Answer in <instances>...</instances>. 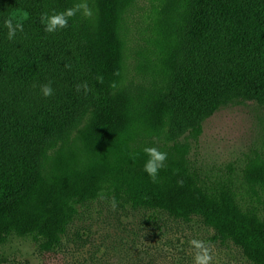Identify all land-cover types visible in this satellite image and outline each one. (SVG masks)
I'll return each mask as SVG.
<instances>
[{
	"label": "trees",
	"instance_id": "trees-1",
	"mask_svg": "<svg viewBox=\"0 0 264 264\" xmlns=\"http://www.w3.org/2000/svg\"><path fill=\"white\" fill-rule=\"evenodd\" d=\"M79 2L0 0V246L26 237L54 251L81 208L103 198L199 218L264 264L262 212L229 183L207 181L189 158L204 119L222 106H264V0H148L136 82L125 80L120 30L132 0H87L94 14L77 12L67 28L45 32L42 13ZM13 14L23 31L9 40L4 20ZM85 82L89 90L77 91ZM145 147L168 154L155 182ZM245 162L249 189L264 191V148Z\"/></svg>",
	"mask_w": 264,
	"mask_h": 264
},
{
	"label": "rangeland",
	"instance_id": "rangeland-1",
	"mask_svg": "<svg viewBox=\"0 0 264 264\" xmlns=\"http://www.w3.org/2000/svg\"><path fill=\"white\" fill-rule=\"evenodd\" d=\"M131 4L120 30L126 42L125 80L136 82L137 52L148 36L149 3ZM263 148L264 106L248 100L224 105L205 118L198 140L191 141L189 158L203 178L229 183L244 206H255L264 216V191L253 193L242 176L247 157ZM193 239L207 243L211 264H253L199 218L184 221L141 209H113L103 198L81 208L59 248L41 252L32 239L15 237L0 246V264H194Z\"/></svg>",
	"mask_w": 264,
	"mask_h": 264
},
{
	"label": "clouds",
	"instance_id": "clouds-1",
	"mask_svg": "<svg viewBox=\"0 0 264 264\" xmlns=\"http://www.w3.org/2000/svg\"><path fill=\"white\" fill-rule=\"evenodd\" d=\"M81 11L85 17H90L92 15V10L88 7L87 0H81V2L74 4L72 7L61 11L53 10L52 14L42 13L40 20L41 23L45 25V32L52 33L67 28L69 19L74 17L77 12ZM4 26L8 30L7 38L9 40L14 39L17 31H23V23L17 19L14 14L4 20ZM97 79L102 82V77H98ZM81 87H83L85 92L89 90L86 82L83 85H77L76 90L80 91ZM112 87H115V83H113ZM53 91L51 82L41 86V92L45 97L51 96ZM143 151L149 157L145 162L144 170L148 173L153 182H155L159 170L165 166L168 154L156 147H145ZM112 207L113 209L116 207L114 200L112 202ZM190 244L196 250L194 254V264H211L213 257L205 241L193 239L190 241Z\"/></svg>",
	"mask_w": 264,
	"mask_h": 264
}]
</instances>
